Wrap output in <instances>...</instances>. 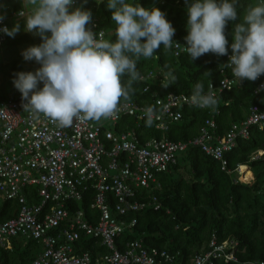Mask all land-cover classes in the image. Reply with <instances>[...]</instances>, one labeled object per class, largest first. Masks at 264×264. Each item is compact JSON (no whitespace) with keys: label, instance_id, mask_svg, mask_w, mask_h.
I'll list each match as a JSON object with an SVG mask.
<instances>
[{"label":"built area","instance_id":"obj_1","mask_svg":"<svg viewBox=\"0 0 264 264\" xmlns=\"http://www.w3.org/2000/svg\"><path fill=\"white\" fill-rule=\"evenodd\" d=\"M4 26L8 27L5 19L0 21V28ZM88 27H92L97 39L113 41L97 16H92ZM6 39L7 35L0 31V46ZM173 40L181 45L173 46L174 55L185 53L186 44L176 40V33ZM231 54L228 51L217 67L221 75L218 86L209 83L213 85L209 91L214 97L238 81L223 66ZM140 74L142 81H147L144 92L155 78L163 80L159 69ZM256 83L254 93H264L262 76ZM152 95V104L122 99L116 114L108 119L75 118L71 126L61 127L42 113L24 110L20 92L6 97L0 94V197L16 204L13 216L0 221V246L21 236L34 240L42 246V252L28 264H175L165 248H147L138 238L117 242L121 233L136 223L135 218L119 217L156 203L154 196L152 201L131 198L142 188L160 187L157 173L175 164L189 145L200 147L221 162L222 170H227L225 151L235 145L238 136L248 137L250 126L264 128V106L250 105L246 118L232 124L223 136L214 135L211 130L216 124L213 118H206L198 135L188 141L152 137L142 142L134 129H116L117 122L125 116L147 120L145 109L154 106L153 123L164 131L181 118L182 107L193 105L192 94ZM262 152L259 149L251 158ZM85 195L90 196L93 215L89 217L83 209L75 208V202ZM82 238L89 240L87 248ZM228 244L225 240L218 245L212 239L208 250L191 257V264H211L212 258L221 257L220 251ZM224 257L236 260L232 250Z\"/></svg>","mask_w":264,"mask_h":264},{"label":"trees","instance_id":"obj_2","mask_svg":"<svg viewBox=\"0 0 264 264\" xmlns=\"http://www.w3.org/2000/svg\"><path fill=\"white\" fill-rule=\"evenodd\" d=\"M127 2L139 3L145 8L158 7L175 28L176 40L186 44L184 37L188 34V17L185 0ZM258 2L259 0H239L238 19L229 21L225 29L229 42L228 51L231 50L230 45L233 42L234 24L242 22L249 4L255 5ZM81 3L82 0H75V5ZM95 5L94 0H87L83 6L92 13ZM98 6L101 10L97 17L99 24L114 41L113 30L116 25L111 19V10L107 8V0H101ZM143 40L144 38L142 42ZM223 62L224 56L207 53L191 63L186 52L175 56L173 50L165 52L161 45L152 58L141 57L137 62V69L140 73L159 69L163 77L162 82L155 78L149 82L150 89L146 92L143 87L147 81L134 82L135 93L131 95L130 100L148 105L153 102V92L160 96L167 92L191 95L198 82L203 83L207 93L209 83L218 86L221 75L217 67ZM165 64L168 65L167 68L164 67ZM261 76L264 79V74ZM126 79L127 77L122 78L125 81ZM256 84V81L238 80L231 89L219 90L215 97V108L202 109L195 105L182 107L181 118L170 123L164 131L156 128L154 123L148 126L146 119L136 120L131 116H125L117 122L116 129H134L142 142L152 137L188 141L198 135L206 118H213L216 124L211 130L214 135L223 136L232 124L246 118L250 105L257 103L264 106V93H254ZM259 149L263 152L258 157L251 158ZM224 160L227 170H222L221 162L206 154L200 147L189 145L179 155L175 164L170 165L166 171L157 173L160 187L142 188L131 198L152 201L154 196L158 207L150 203L139 211L131 210L124 217H119L135 218L136 223L132 228L124 230L117 242L138 238L147 248L167 249L173 255L175 264H191V257L208 250L212 239L218 245L227 240L229 244L220 251L221 257H213L211 264L264 262V128L250 126L249 136H238L235 145L225 151ZM239 165L243 168L241 173L238 171ZM15 207L13 201L3 199L0 202V221L13 216ZM75 208L83 209L88 217L93 215L89 195L75 202ZM112 214L115 215L114 211ZM16 239L17 237L12 238L10 242L19 255V261L11 262L5 256L0 257V264H28L35 256L31 254L32 245H38L34 240L28 239L25 247L18 250L19 245L14 242ZM86 241L89 240L81 239L85 248L88 246ZM1 248L6 254L9 251L8 245ZM231 250L236 260L225 259L224 254Z\"/></svg>","mask_w":264,"mask_h":264},{"label":"clouds","instance_id":"obj_3","mask_svg":"<svg viewBox=\"0 0 264 264\" xmlns=\"http://www.w3.org/2000/svg\"><path fill=\"white\" fill-rule=\"evenodd\" d=\"M28 2L31 12L19 15L25 18V31L39 36L42 42L24 49L21 55L40 67L35 72L16 73L13 84L21 93L24 110L42 113L61 127L71 126L75 118L100 121L114 116L121 99L128 101L135 93L134 82L143 80L137 69L140 58H152L161 45L165 52L181 46L173 40L176 30L166 14L155 6L107 0L116 25L115 40L109 41L97 39L88 27L92 13L83 7L87 0L78 7H74L75 0ZM238 4L239 0H185L188 34L184 51L191 63L207 53L228 55L225 29L229 21H237ZM5 18L6 13H0V21ZM19 30L18 22L11 29L0 28L13 38ZM232 35V54L223 66L239 82L256 81L264 74V0L249 4L242 22L234 24ZM41 82L42 88L38 87ZM190 102L200 108L217 106L211 91L206 93L199 82ZM145 115L146 124L151 126L154 106H148Z\"/></svg>","mask_w":264,"mask_h":264},{"label":"rangeland","instance_id":"obj_4","mask_svg":"<svg viewBox=\"0 0 264 264\" xmlns=\"http://www.w3.org/2000/svg\"><path fill=\"white\" fill-rule=\"evenodd\" d=\"M94 1L96 2V5L92 11V15L99 17L101 10L98 5L101 0ZM80 5L81 4H78V6ZM14 24H11L10 29L14 26ZM19 25L20 30L14 36V38L8 36L6 43L4 42L5 44L0 46V94L5 97L9 96V94L12 92L19 91L13 84V79L15 78L16 73L35 72V70L40 67V65L34 60L25 61L21 53L24 49L30 46L39 45L42 42L41 38L25 31V20L20 22ZM38 87H43L42 82L38 85ZM2 201L3 198L0 197V202ZM10 241H12V239L8 241L9 251H7V254L4 253L3 249L0 247V257L4 258L7 256L9 261L18 262L19 255ZM27 241L28 238L26 236H21L17 237L16 241L14 242L16 245H19L18 250H22L25 247ZM39 252H42V246H35L33 244L31 254L36 255Z\"/></svg>","mask_w":264,"mask_h":264},{"label":"crops","instance_id":"obj_5","mask_svg":"<svg viewBox=\"0 0 264 264\" xmlns=\"http://www.w3.org/2000/svg\"><path fill=\"white\" fill-rule=\"evenodd\" d=\"M0 6H3V7H0V13H6L5 21L9 25V29L11 27V24H14L17 22L20 23L25 20L24 17L18 14L19 11H24V16H27L31 12V9H32V6L28 2V0H0ZM77 6L78 5H75L74 7H77ZM7 40H8V36H7L6 41ZM12 93H16V92H12ZM12 93H10L9 95H11Z\"/></svg>","mask_w":264,"mask_h":264},{"label":"bare ground","instance_id":"obj_6","mask_svg":"<svg viewBox=\"0 0 264 264\" xmlns=\"http://www.w3.org/2000/svg\"><path fill=\"white\" fill-rule=\"evenodd\" d=\"M240 169H241V172H242V169H243L242 166L240 167Z\"/></svg>","mask_w":264,"mask_h":264},{"label":"water","instance_id":"obj_7","mask_svg":"<svg viewBox=\"0 0 264 264\" xmlns=\"http://www.w3.org/2000/svg\"><path fill=\"white\" fill-rule=\"evenodd\" d=\"M246 167H248V166H246Z\"/></svg>","mask_w":264,"mask_h":264}]
</instances>
